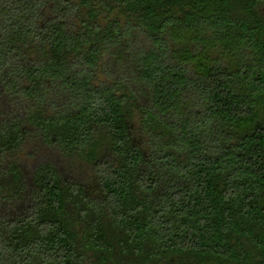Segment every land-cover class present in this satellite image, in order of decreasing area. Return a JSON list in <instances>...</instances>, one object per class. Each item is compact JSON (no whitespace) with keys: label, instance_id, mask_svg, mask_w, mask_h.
I'll list each match as a JSON object with an SVG mask.
<instances>
[{"label":"trees","instance_id":"obj_1","mask_svg":"<svg viewBox=\"0 0 264 264\" xmlns=\"http://www.w3.org/2000/svg\"><path fill=\"white\" fill-rule=\"evenodd\" d=\"M0 264H264V0H0Z\"/></svg>","mask_w":264,"mask_h":264}]
</instances>
